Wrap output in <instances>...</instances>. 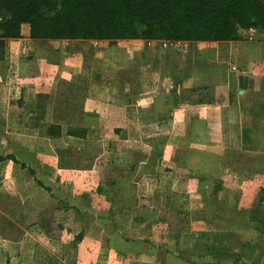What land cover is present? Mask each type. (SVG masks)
<instances>
[{
  "label": "crops",
  "instance_id": "crops-1",
  "mask_svg": "<svg viewBox=\"0 0 264 264\" xmlns=\"http://www.w3.org/2000/svg\"><path fill=\"white\" fill-rule=\"evenodd\" d=\"M29 32L0 60V264H264V150L242 136L264 132V32L180 52Z\"/></svg>",
  "mask_w": 264,
  "mask_h": 264
},
{
  "label": "trees",
  "instance_id": "trees-1",
  "mask_svg": "<svg viewBox=\"0 0 264 264\" xmlns=\"http://www.w3.org/2000/svg\"><path fill=\"white\" fill-rule=\"evenodd\" d=\"M24 25L30 38L41 42H233L242 31L264 32V0H0V60L7 41L22 38ZM74 90L68 85L69 93ZM80 101L66 98V114ZM242 108L250 113L247 105ZM251 117L264 119V114L257 110ZM251 131L243 130L245 141L252 142ZM257 133L264 136L262 130ZM62 135L59 124L47 128L52 139ZM68 135L83 138L86 131Z\"/></svg>",
  "mask_w": 264,
  "mask_h": 264
},
{
  "label": "rangeland",
  "instance_id": "rangeland-1",
  "mask_svg": "<svg viewBox=\"0 0 264 264\" xmlns=\"http://www.w3.org/2000/svg\"><path fill=\"white\" fill-rule=\"evenodd\" d=\"M242 34H243L244 36H248V35H247V32H242ZM249 35H250V33H249ZM68 44H69V45H68ZM68 44L65 45V43H64L63 48H64V47L71 46V45H72V42H71V43H68ZM28 45H29V44H28ZM180 46H181V48H180L181 50H180V51H182V49H183V48H182V45H180ZM205 46H206V48H207V47H208V48H217V45H213V44H208V45H205ZM107 48H108V47H106V46L103 45L102 47H100V48H98V49L106 50ZM172 48H173V47H172ZM183 50H184V49H183ZM180 51H177V50H176V52H180ZM110 53H111V52H109V54L106 55V57H110V58H111V57H112V53H111V54H110ZM245 120H247L246 117L244 118V121H245ZM263 124H264V119H263V118H260V119L258 120L257 125H261V126H262ZM244 125H248V122L246 121ZM248 126H250V124H249ZM243 130H244V128H243ZM257 132H259V131H254V130L251 131V136H253V137L255 138V141H254V142H251L250 149H256L257 151H260L261 149L264 150V136H263L261 133L258 134ZM242 136H243V131H242ZM244 144H245L244 148L247 149V147H248V146L246 145V144H247V141H245ZM259 180H260V183H261V184H260V183H258V184L262 186V185L264 184V178H260ZM258 184H257V185H258ZM257 185H256V186H257ZM259 185H258V186H259ZM252 187H253V186H252ZM252 187H251V188H252ZM258 198H259V197H258ZM258 198H257V199H258ZM246 225L248 226V224H246ZM256 226L259 227L258 225H256ZM255 228H256V227H255ZM255 228H254L252 225H250V227H248V229H247L248 231L243 232V233H245V234L256 233V234H257L258 232H255V231H256Z\"/></svg>",
  "mask_w": 264,
  "mask_h": 264
},
{
  "label": "built area",
  "instance_id": "built-area-1",
  "mask_svg": "<svg viewBox=\"0 0 264 264\" xmlns=\"http://www.w3.org/2000/svg\"><path fill=\"white\" fill-rule=\"evenodd\" d=\"M181 44H179V43H173V42H169V46L172 48L173 47V49H175V50H177V51H180L181 49V46H180Z\"/></svg>",
  "mask_w": 264,
  "mask_h": 264
},
{
  "label": "water",
  "instance_id": "water-1",
  "mask_svg": "<svg viewBox=\"0 0 264 264\" xmlns=\"http://www.w3.org/2000/svg\"><path fill=\"white\" fill-rule=\"evenodd\" d=\"M241 94H243V92H241Z\"/></svg>",
  "mask_w": 264,
  "mask_h": 264
}]
</instances>
